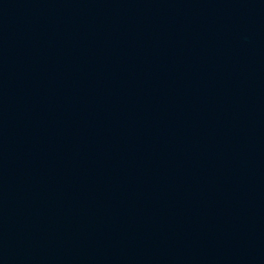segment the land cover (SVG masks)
Masks as SVG:
<instances>
[{
  "label": "water",
  "instance_id": "water-1",
  "mask_svg": "<svg viewBox=\"0 0 264 264\" xmlns=\"http://www.w3.org/2000/svg\"><path fill=\"white\" fill-rule=\"evenodd\" d=\"M0 264H264V0H0Z\"/></svg>",
  "mask_w": 264,
  "mask_h": 264
}]
</instances>
